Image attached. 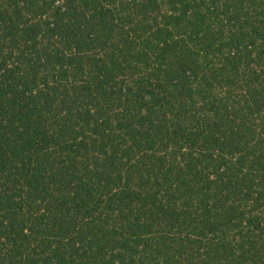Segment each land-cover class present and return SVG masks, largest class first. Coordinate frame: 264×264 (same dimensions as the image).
<instances>
[{"label":"trees","instance_id":"16d2710c","mask_svg":"<svg viewBox=\"0 0 264 264\" xmlns=\"http://www.w3.org/2000/svg\"><path fill=\"white\" fill-rule=\"evenodd\" d=\"M0 264H264V0H0Z\"/></svg>","mask_w":264,"mask_h":264}]
</instances>
